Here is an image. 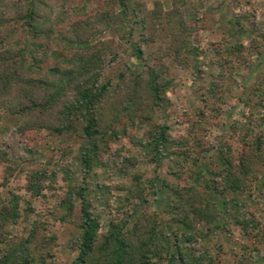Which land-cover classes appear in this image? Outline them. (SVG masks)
<instances>
[{
    "label": "rangeland",
    "instance_id": "374dc122",
    "mask_svg": "<svg viewBox=\"0 0 264 264\" xmlns=\"http://www.w3.org/2000/svg\"><path fill=\"white\" fill-rule=\"evenodd\" d=\"M129 1L144 5L148 23L149 11L160 4V12L154 14L161 19L159 30L151 37L154 43L144 42L141 59L134 54L141 39L137 29L130 36L114 27H99L104 14L108 17L121 11L122 0H54L53 8L63 12L66 22L90 18L98 24L86 34L94 36L93 43L105 42L112 52L102 57L101 76L102 83L113 84L111 89L119 74H145V60L152 57L159 81L154 91L146 82L135 91L141 115L147 114L149 119L120 117L112 121L109 111L117 105L112 101L101 103L105 108L104 126L114 124L111 131L100 125L104 144L98 164L86 174L82 154L99 140L88 141L81 125L64 135L50 132L46 126L63 124L52 110L39 128L23 131L25 117L0 110V155L5 156L0 166V194L7 203L12 195L17 196L20 214L6 232L19 238L32 226L43 224L46 235L54 240L45 251V264H72L77 256L80 200L74 201L73 212L66 220L60 218L66 213L60 201L71 187L85 188L91 211L101 216V233L114 219L148 211L157 213L158 240L168 236L173 242L174 233L183 228L178 224L181 217L169 211L168 205L172 191L187 188V196L198 197L202 208L206 204L209 207L202 217L189 215V221L203 230V241L186 242L179 235L180 246L195 255L206 250L219 264H264V143L263 158L255 165L258 176L242 193L221 188V177L226 173L219 174L217 166L218 152L220 155L230 148L237 160L245 141L264 136V0H185V7L174 5L173 0ZM84 4L86 10L76 14ZM172 8L179 9L183 25L180 32L169 34L168 24L175 19L164 13ZM1 10L3 51L28 49L30 35L18 19L21 14L5 7ZM193 13L197 21L189 18ZM248 16L251 20L243 21L241 28L233 27L234 19ZM76 29V23L57 26L53 35L60 32L61 38H71ZM84 36L85 32L80 37ZM55 64L49 58L43 66ZM156 125L168 127L172 139L187 141L182 149L190 158L185 159L187 165L182 163V155L168 154L158 162L151 157L146 141ZM34 183L40 187L39 194L32 187ZM194 207L199 208V204ZM247 218L254 220L253 231L244 230ZM166 259L163 255L162 264H167Z\"/></svg>",
    "mask_w": 264,
    "mask_h": 264
},
{
    "label": "trees",
    "instance_id": "16d2710c",
    "mask_svg": "<svg viewBox=\"0 0 264 264\" xmlns=\"http://www.w3.org/2000/svg\"><path fill=\"white\" fill-rule=\"evenodd\" d=\"M53 1L0 0V26L1 22H4L1 8L5 7L17 15L21 14L18 19L30 35L28 49L19 48L15 52L3 51L0 40V110L25 117L24 125L21 126L23 131L37 128L42 121L47 120L52 110L59 118L57 121L60 120L63 124L46 126L45 128L50 132L64 135L81 125V132L88 141L99 140L98 144L91 143L82 154L81 163L84 172L88 174L98 164L99 152L104 144L103 135L98 130L101 129L100 125L105 124V108L101 103L112 101L117 105L109 111L110 115H113L112 121H117L120 117H127L131 121L139 116L149 119L147 114L141 115L142 110L135 91L145 82L149 83L150 90H153L160 75L157 66L151 65L153 59L150 56L145 60L147 66L145 74L133 75L128 71L126 74H119L116 86L112 89L111 82L102 83L104 68L102 57L112 52L108 51L105 42L93 43L94 36L86 34L92 32L91 30L98 27V24L90 18L89 21L87 18L83 22H77L76 19L72 23L66 22L63 12L54 10ZM173 3L186 6L185 0H173ZM122 4L123 8L117 15L107 17L104 14L103 19L99 21L101 23L99 27L100 29L114 27L126 31L130 36L137 29L141 39L140 44L134 49V54L141 59L144 42L148 45L154 43L155 38L151 37L159 30L158 22L161 19L158 14H154L160 12L158 8L160 4L156 3V9L152 11L147 10L150 12L149 23L147 16L143 14L146 10L144 5H132L129 0H122ZM86 8L84 4L75 12L81 14ZM178 8H172L170 12L164 13L169 18L175 19L168 24L169 34L180 32L182 29L183 23ZM196 17L195 13L189 15L191 21H197ZM245 20H251V17L234 19L231 23L233 27L237 25L241 28ZM75 23L77 29L72 32L71 38L66 36L61 38L60 32H57L56 36L53 35V28ZM84 32L85 36L80 37ZM145 35L147 38H143L146 37ZM71 50H74L73 54H70ZM229 51L233 53L234 50ZM49 58H53L56 64L44 67V63ZM112 124L114 122H108L106 127L104 126L105 129L111 131ZM244 131L246 136L247 130ZM263 143L264 136H255L245 141L236 154L238 162L230 148L220 151V155L218 152L219 174L226 173L221 177V188L238 194L253 184V179L258 176L255 165L263 158ZM186 145L185 139H172L168 134V127L164 125H156L146 141L148 151L155 161L158 162L162 156L176 154L184 157L181 159L184 165H187L185 159L190 161L186 152L182 151ZM3 160L5 156L1 154L0 166ZM249 177L252 180L248 179ZM36 184L34 183L32 187L36 189V194H39L40 187ZM188 191L187 188H177L176 191H172L169 211H174L178 218L181 217L178 219V224L182 225L183 229L174 233V240L171 242L168 236H162L158 240L160 233H158L157 213L148 211L114 219L109 222L107 230L101 233V216L91 211L85 188H68L65 197L60 201L66 213L60 218L66 220L73 212L74 201L80 200L81 205L79 234L75 243L77 256L72 264H162L163 255L167 256V264H219L206 250L195 255L187 247L179 245V235L186 242L203 241L205 237L203 230L196 228L193 222L189 221V215L202 217L209 205L206 204L202 208L198 197L187 196ZM17 202V196L12 195L7 203L0 194V264H45V251L49 250L48 244L51 246L54 240L46 235L43 224V226L40 223L32 226L19 238H13L6 232V228L17 221L20 215ZM223 202L225 206L226 203ZM197 203L199 208L194 207ZM243 227L245 231H253L254 220L247 218L246 223L243 222ZM40 236L43 238L39 240Z\"/></svg>",
    "mask_w": 264,
    "mask_h": 264
}]
</instances>
